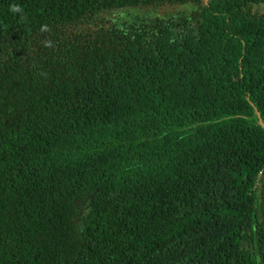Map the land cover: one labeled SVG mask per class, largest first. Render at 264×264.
<instances>
[{"label": "trees", "instance_id": "1", "mask_svg": "<svg viewBox=\"0 0 264 264\" xmlns=\"http://www.w3.org/2000/svg\"><path fill=\"white\" fill-rule=\"evenodd\" d=\"M0 264H264V0H0Z\"/></svg>", "mask_w": 264, "mask_h": 264}]
</instances>
